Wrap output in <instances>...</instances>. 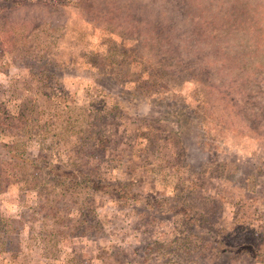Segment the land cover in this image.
I'll return each instance as SVG.
<instances>
[{"label":"rangeland","instance_id":"rangeland-1","mask_svg":"<svg viewBox=\"0 0 264 264\" xmlns=\"http://www.w3.org/2000/svg\"><path fill=\"white\" fill-rule=\"evenodd\" d=\"M14 1L0 0V142L68 167L99 159L110 192L87 207L133 263L264 264L231 240L264 236V0ZM37 203L0 162V218L15 227L0 264H69L29 238ZM177 231L195 252L143 260ZM83 259L71 264H103Z\"/></svg>","mask_w":264,"mask_h":264},{"label":"trees","instance_id":"trees-1","mask_svg":"<svg viewBox=\"0 0 264 264\" xmlns=\"http://www.w3.org/2000/svg\"><path fill=\"white\" fill-rule=\"evenodd\" d=\"M24 1L28 0L14 1L10 8L23 5ZM43 1L54 2L62 0ZM3 46L4 44L0 42V55L2 54ZM11 50L13 51V49ZM82 141L83 144L88 142L86 139ZM77 159L79 158H75L72 165L68 167L44 156H31L22 141L13 143L0 142V162H5L11 167L20 170L23 174L24 186L34 192L38 198L37 205L31 208L32 216L29 220L32 223L29 226V230L34 232L31 231L29 238L45 251L47 257L55 259L65 258L69 264L72 261L79 262V259L83 258L81 261L95 260L103 264H139L133 263L131 258L128 257L129 253L127 254V251L123 249L122 242L124 239H121L119 243H114V240L110 238V232H112L110 229V226H112L111 221L105 216L90 211L87 207V200L93 193L110 192L105 189L106 183H103L100 175L95 172L99 159L85 160V156L81 158L83 162L76 161ZM120 196L125 201L137 200L133 195ZM182 212L185 213L186 209L183 208ZM187 216L189 217L190 215ZM189 221L190 224H195L198 219H194L192 214ZM14 233L13 218L1 217L0 258L8 251ZM178 234V231L173 232L167 246L158 239L148 243L144 248L143 260L154 257L155 252H163L164 256H170L173 252L176 254L179 251L182 257L195 252L197 248L191 246L189 242L192 234L195 233L191 232L187 236L183 235L185 238L181 242L176 243L178 237H172ZM76 238L89 240L93 244V249H88L86 253L81 249H79L81 251H76L74 249ZM231 240L235 241L233 244L235 248L233 249H237V251L251 254H258L259 250L264 252L263 234L262 237L259 236V238L255 239V237L242 232L234 235ZM68 248L71 249V253L68 252ZM201 248L205 249L206 245L202 244ZM216 249L222 255L230 253V249L223 245ZM168 250H170V253H168ZM194 261L196 264H208L199 263L197 260ZM166 263L185 264L183 260L177 262L171 258Z\"/></svg>","mask_w":264,"mask_h":264}]
</instances>
